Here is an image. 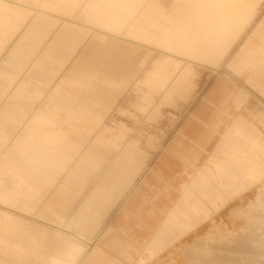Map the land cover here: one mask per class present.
Instances as JSON below:
<instances>
[{
    "label": "crops",
    "instance_id": "obj_1",
    "mask_svg": "<svg viewBox=\"0 0 264 264\" xmlns=\"http://www.w3.org/2000/svg\"><path fill=\"white\" fill-rule=\"evenodd\" d=\"M153 1L0 0V264H146L142 253L149 260L156 258L200 227L212 212L242 199L256 184L261 185L257 205L241 214L246 220L243 233L227 237L225 244L237 248L238 256H224L222 261L264 264V133L242 117L230 124L229 94L221 82L194 110L130 195L127 193L145 164L138 141H122L124 136H118L107 147L104 135L108 126L92 142L80 134V126H101L103 117L116 104L113 98L133 82L139 72L135 65L141 63L136 50L194 62L174 57L168 50L153 49L146 40L142 44L128 39L129 31L143 30V20L148 22V15L154 14L148 7ZM174 3V15L153 19L151 27L160 35L150 36L165 40L172 35V24L185 29L184 15L197 12L199 5L197 0ZM59 15L66 16L61 25ZM75 17L88 25L77 23ZM56 26L60 28L54 37L40 48ZM16 34L19 36L12 40ZM85 41L89 42L79 56L76 51ZM230 43L214 44L206 57L198 60L215 65ZM263 46L264 21L228 67L242 74ZM80 57L87 62L99 58L109 63L88 69ZM154 74L148 75L149 82L154 81ZM263 76L264 62L247 80L258 95ZM112 80H120V91L112 86ZM156 87L167 88L163 81L156 82ZM261 93L264 98V89ZM95 104L104 111L95 114ZM217 122L223 134L211 161L213 169L198 173L179 197L170 191L164 198L154 199L155 194L149 207H144L139 193L159 186L156 175L165 185L182 177L186 169L176 156L192 153L198 157L210 138V127ZM260 123L264 130V120ZM85 141L89 143L85 145ZM40 175L48 176L41 179ZM33 176H39L34 179L42 188L32 185ZM91 183L95 185L73 219L85 234H94L105 216L120 207L112 215L111 226L85 252L74 236L64 233L68 231L63 222L74 200ZM17 216L47 222L54 229L48 232L32 227ZM120 228V236L107 239Z\"/></svg>",
    "mask_w": 264,
    "mask_h": 264
},
{
    "label": "rangeland",
    "instance_id": "obj_2",
    "mask_svg": "<svg viewBox=\"0 0 264 264\" xmlns=\"http://www.w3.org/2000/svg\"><path fill=\"white\" fill-rule=\"evenodd\" d=\"M156 2H159L160 5L156 6ZM197 2L199 4L197 12L187 17L184 15L183 27L185 29H180L177 25L172 24V35L165 40L158 36H150L160 35L151 26L153 19L160 15L173 14L174 0H154V7L148 5L149 10H152L154 14L148 15L150 16L148 22L143 20L144 29L128 32L130 41L144 44L146 40L149 42L147 46L153 49L161 52L168 50L167 52L174 57L194 62L187 63L176 60L163 53L145 52L144 54L143 50H136V54L141 55V63L135 65L139 72L136 73L133 82L123 92L120 91V80L118 82L112 80V86H115L116 91H120V94L113 98V103L116 104L103 117L102 125L90 123L80 126L81 136H85L83 138L91 142L102 135V131L108 126V133L104 135V138L108 139V143L105 144L107 147L118 136H124L122 141H138L140 149L145 154V164L127 195L135 191L134 188L138 187L142 179L150 172V169L177 136L182 126L190 119V115L204 103L217 82H221L224 85V91L229 94L228 110L233 117L229 120L230 124L235 118L242 117L264 133L260 123L261 119L264 120V98L261 93L264 89V76L258 82L259 95L249 86L247 81L253 76L255 68L264 62V46L253 54L245 65L242 74L238 75L228 67L250 34L264 21V0H197ZM62 18H66V16H60L61 20L58 21V25L62 24ZM73 20L79 24L88 25L81 18L75 17ZM59 28V26L55 27L40 48L47 45L48 40L54 37V31L56 33ZM235 32L237 33L235 34ZM18 36L19 34H16L12 40ZM229 41L231 43L228 50L215 65L198 60L205 58V54L213 48L214 44ZM88 42L85 41L84 47L78 48L76 54L83 55ZM12 43L10 42V45ZM131 53L135 52H129V54ZM79 60L88 69L93 68L97 63L106 65L109 63L108 60L104 62L99 58H94L92 62H87L86 58L83 61L81 57ZM59 70L62 71L63 69L60 68ZM151 72H155V76L154 81L149 82L148 75ZM158 81H163L167 88L156 87ZM94 82L92 81L90 84L94 85ZM103 111L102 106L95 104V114ZM63 129L66 130L67 127L64 126ZM209 131L211 133L210 138L198 157L194 158L192 153L185 157L176 156L179 162H183L186 169L182 177L165 185L161 182L160 176L156 175L155 181L157 184L159 183V186L154 187V192H152L154 188H146L145 192L139 193L144 201V207H149V203L152 202L150 198L155 194L158 195H155L154 199L164 198L166 193L170 191L179 197L198 173L206 168L213 169L211 161L216 156V148L223 130L217 122L210 127ZM109 134H112L113 137H110ZM89 141H85L84 144L87 145ZM47 176H33L32 185L40 187L39 181L35 179L37 177L45 179ZM44 184L47 185L48 183L42 182V185ZM94 185V183L87 184L82 193L74 200L73 205L70 206V213L65 215L66 220L63 222L67 227L64 229L68 231L64 233L74 236L83 246L85 252L93 246L94 239L111 226L113 216L120 207L117 206L105 216L94 234H85L81 226L78 225L79 222L74 220H76L75 215L79 206L86 201ZM260 187L259 184L253 185L242 199L236 200L225 209L212 212L208 216L209 219L204 221L200 227L182 236L156 258L149 260L146 253H142L141 257L146 260V264H223L222 258L224 256L237 258V248L225 246L227 237H237L243 233L246 220L241 214L253 210L257 205ZM122 203H124V199ZM261 209L263 212L264 207ZM199 216L200 219L205 220V215L199 213ZM31 217L36 218V216ZM18 218L32 227H39L48 232L54 229L46 224L47 222ZM75 225H78L76 230L71 229ZM122 233L120 228L112 232L107 239L120 236Z\"/></svg>",
    "mask_w": 264,
    "mask_h": 264
},
{
    "label": "bare ground",
    "instance_id": "obj_3",
    "mask_svg": "<svg viewBox=\"0 0 264 264\" xmlns=\"http://www.w3.org/2000/svg\"><path fill=\"white\" fill-rule=\"evenodd\" d=\"M35 14V13H34Z\"/></svg>",
    "mask_w": 264,
    "mask_h": 264
}]
</instances>
